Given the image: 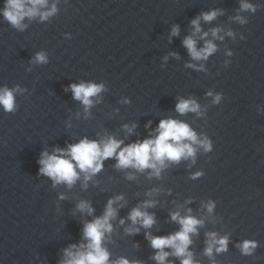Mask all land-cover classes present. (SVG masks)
<instances>
[{"label":"water","instance_id":"95a60500","mask_svg":"<svg viewBox=\"0 0 264 264\" xmlns=\"http://www.w3.org/2000/svg\"><path fill=\"white\" fill-rule=\"evenodd\" d=\"M6 4L0 0V89L19 91L13 112L0 106V264H64L66 250H87L85 226L121 196L102 241L109 264H159L148 237L179 232L174 213L202 221L190 234L193 264H264V0H46L20 27L5 19ZM190 37L216 51L194 59L184 44ZM82 83L103 85L90 106L71 91ZM181 101L199 110L181 114ZM163 120L187 124L212 150L193 144L194 157L166 161L159 176L118 168L115 158L90 179L77 169L71 185L40 173L45 152L85 138L124 147L155 138ZM137 208L155 217L153 226L133 224ZM213 233L229 243L209 256ZM245 241L258 244L251 255Z\"/></svg>","mask_w":264,"mask_h":264},{"label":"clouds","instance_id":"9594fccd","mask_svg":"<svg viewBox=\"0 0 264 264\" xmlns=\"http://www.w3.org/2000/svg\"><path fill=\"white\" fill-rule=\"evenodd\" d=\"M29 3L31 6H29ZM46 7V0H7L3 15L12 25L16 27L21 26V22L25 17H32L37 15L38 9ZM242 8L245 10H255L253 6L247 2L242 3ZM56 8L53 6L50 12H46L43 18L46 19L49 15L54 14ZM217 13L213 11L211 14H205L204 19L211 21L215 19ZM193 26L196 32H200L199 19L194 20ZM179 33V29L174 30V35ZM218 35V30L213 32V36ZM207 36V33H205ZM185 46L188 48L191 56L196 60L207 59L216 51V45L212 41H207L205 47L202 49L197 48V42L190 38L184 41ZM231 55V53H229ZM36 59L40 62H45L46 57L39 54ZM19 91L10 90L8 88L0 89V106L6 112H13L15 110V92ZM71 91L74 98L80 100L85 106L92 104L91 98L103 91V85H96L94 83L72 84ZM211 95V93H209ZM220 96L216 97L219 102ZM199 110V105L195 101H181L177 105V111L184 114L188 111L196 112ZM131 131V129H129ZM158 135L155 138L145 139L142 142H136L122 147L123 141H118L115 138H109L103 143L97 141H90L85 138L78 144H73L67 150L57 148L55 154L47 152L42 154V159L39 161L41 168L40 173L53 179L57 184L66 182L69 185L73 184L81 172L87 174L86 178L90 179L91 176L103 170L104 162L110 158H115L118 161V168H135L143 171L145 169H153L155 175L159 176L160 171L166 166V161L179 162L182 158L194 157L196 149L193 144H200L206 151L212 150V144L205 139L200 141L197 134L185 123L177 120H163L160 122L156 130ZM190 142V143H189ZM123 197H117L115 200H110L101 218L88 223L84 229V236L88 240L86 251H72L66 250L67 259L64 264H109V252L102 247V241L106 232L112 231L110 220L115 218L117 210L113 207ZM154 206L151 202L146 203L144 207ZM82 211L87 210L89 214L94 212L87 203L79 205ZM214 205L209 206V211L212 210ZM130 219L133 224H140L144 228H150L155 223V217L142 211L140 208L134 209L130 214ZM174 221L180 223L181 230L173 235L166 237H151V245L154 249L159 250L154 257L159 264H165L170 255L177 257H186L182 259L181 264H193L192 253L188 251L189 245L192 243L190 234L197 232V226L202 221L192 217H181L179 213L172 215ZM123 224L124 221H121ZM131 233L133 229H128ZM139 231L138 228L135 229ZM229 240L227 237L217 239L216 234H210L209 247L207 254L212 255L213 248L218 244V252L227 251ZM258 246L256 242L245 241L242 245V250L245 255H251L252 250ZM76 246L74 245L73 248ZM166 248L174 250L173 253L164 251ZM118 264H129L126 259H121Z\"/></svg>","mask_w":264,"mask_h":264}]
</instances>
